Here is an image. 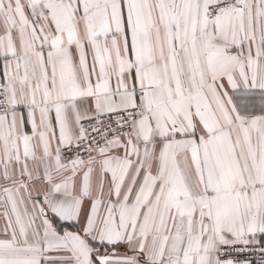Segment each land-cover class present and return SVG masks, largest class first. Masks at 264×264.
<instances>
[{
    "label": "snow or ice",
    "instance_id": "snow-or-ice-1",
    "mask_svg": "<svg viewBox=\"0 0 264 264\" xmlns=\"http://www.w3.org/2000/svg\"><path fill=\"white\" fill-rule=\"evenodd\" d=\"M0 264H264V0H0Z\"/></svg>",
    "mask_w": 264,
    "mask_h": 264
}]
</instances>
